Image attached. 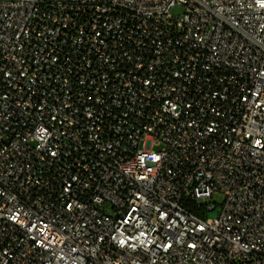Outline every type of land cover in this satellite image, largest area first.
I'll return each instance as SVG.
<instances>
[{"label":"built area","instance_id":"obj_1","mask_svg":"<svg viewBox=\"0 0 264 264\" xmlns=\"http://www.w3.org/2000/svg\"><path fill=\"white\" fill-rule=\"evenodd\" d=\"M0 264H264V0H0Z\"/></svg>","mask_w":264,"mask_h":264},{"label":"rangeland","instance_id":"obj_2","mask_svg":"<svg viewBox=\"0 0 264 264\" xmlns=\"http://www.w3.org/2000/svg\"><path fill=\"white\" fill-rule=\"evenodd\" d=\"M215 213H216V212H212L210 215H211V216H214V215H215Z\"/></svg>","mask_w":264,"mask_h":264}]
</instances>
